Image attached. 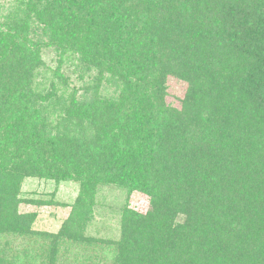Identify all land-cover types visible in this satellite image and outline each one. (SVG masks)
<instances>
[{
  "label": "trees",
  "instance_id": "16d2710c",
  "mask_svg": "<svg viewBox=\"0 0 264 264\" xmlns=\"http://www.w3.org/2000/svg\"><path fill=\"white\" fill-rule=\"evenodd\" d=\"M3 16L0 235L52 264L111 185L148 208L125 203L99 240L110 264H264V0H15ZM29 179L77 184L57 232L19 211L54 203Z\"/></svg>",
  "mask_w": 264,
  "mask_h": 264
},
{
  "label": "rangeland",
  "instance_id": "374dc122",
  "mask_svg": "<svg viewBox=\"0 0 264 264\" xmlns=\"http://www.w3.org/2000/svg\"><path fill=\"white\" fill-rule=\"evenodd\" d=\"M15 8V0H0V23L4 21V14ZM3 16V17H2ZM44 59L48 62L54 55L50 51H44ZM76 72H73L75 75ZM77 83V81H75ZM79 84V83H78ZM167 100L177 102V97L184 91L185 85L174 79L168 82ZM23 190L34 195H41L43 198L51 197L54 203L34 207L21 204L19 211H36L37 216L32 224L34 231L57 232L65 218L68 217L77 193V184L72 182L56 185L50 180L29 179L22 185ZM125 203L139 211L148 208V201L145 195L133 192L127 196L126 191L116 186H100L95 196L90 218H88L83 234L78 241H69L56 245L55 256L52 264H110L109 248L102 241L103 239H117L121 208ZM97 240H94V239ZM29 239L28 236L15 238L12 234L0 235V264H47L45 252L34 254L35 259L30 256L26 258L25 249ZM27 246V247H26Z\"/></svg>",
  "mask_w": 264,
  "mask_h": 264
}]
</instances>
